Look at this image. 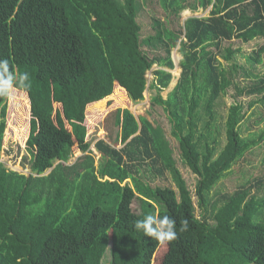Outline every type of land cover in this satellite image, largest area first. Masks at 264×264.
Returning <instances> with one entry per match:
<instances>
[{"label": "trees", "instance_id": "trees-1", "mask_svg": "<svg viewBox=\"0 0 264 264\" xmlns=\"http://www.w3.org/2000/svg\"><path fill=\"white\" fill-rule=\"evenodd\" d=\"M158 2L167 16L210 9L177 29L153 18V32L142 36L137 18L145 0H0V58L32 82L27 91L15 89L28 98L21 166L29 173L0 161V264H102L109 246V264H264V194L251 192L261 178L210 199L232 166L264 142V125L242 137V102L228 107L222 123L216 110L231 86L255 96L247 110L264 106V74L255 72L264 53V0ZM233 39L262 43L244 55L222 47ZM177 46L180 73L163 98ZM237 53L247 66L236 62ZM239 72L248 81L241 86L234 82ZM146 88L155 90L150 103L166 113L181 158L198 178L199 216L161 129L128 107ZM104 100L111 109L103 115L104 139L94 143L96 165L85 122ZM7 109L0 97V148ZM263 120L260 114L256 123ZM148 171L169 172L175 187L151 186ZM146 214L174 219L177 239L160 243L137 231L134 221Z\"/></svg>", "mask_w": 264, "mask_h": 264}, {"label": "rangeland", "instance_id": "rangeland-1", "mask_svg": "<svg viewBox=\"0 0 264 264\" xmlns=\"http://www.w3.org/2000/svg\"><path fill=\"white\" fill-rule=\"evenodd\" d=\"M209 7L207 9L199 8L197 11H191L189 9H184L180 12L179 17L173 15H166L162 6L159 4L158 0H145L144 8L140 11L138 15V22L141 25L142 36L151 34L153 32L152 19H166L168 20V26L173 29L179 28L188 17L199 16L206 17L209 13ZM262 43V40H252L248 43H242L239 40L233 39L232 41L223 42L222 47L230 45L231 48H241L244 55H250L252 51ZM219 60L226 66L228 63L222 60L220 54H217ZM175 68L171 71L173 75L172 83L168 88L161 91V95L165 98L168 92L172 89V85L175 83L179 76L180 68L178 62L181 59V54L178 52V46L172 50L171 53ZM236 62L247 66L245 58L239 53L236 54ZM156 67L153 66L152 69L146 72L147 84L153 80L152 70ZM256 71L260 74H264V53L262 54V62L256 64ZM176 71V72H175ZM234 82L240 86L246 84L247 78L239 72L234 77ZM155 95V90L147 88L144 93V99L139 101L129 102L128 107L132 113L139 117H146L153 127H158L161 129L162 135L164 136L167 144L169 145L172 157L175 160L177 168L180 170L183 179L185 180L187 187L192 193V199L195 205V214L199 216L200 208L198 207L197 198L194 195V188L197 182V176L193 174L190 169L183 162L180 154V149L178 141L171 135V125L168 121L166 113L163 111L162 107L156 104L150 103V98ZM253 95L248 94H237L236 88L233 86L229 87L225 94H223L217 101L216 110L219 115L220 123L224 121L228 107L237 101H240L244 105V110L246 112V117L240 125V133L242 137H247L259 130L261 126L264 125V120L258 124V116L262 114L264 116V106L260 104L254 105L251 109L247 110L248 103L254 98ZM27 95L23 91L14 90L10 97H7V117H6V129L4 132L3 143L0 148V161L9 168L23 173H29L28 169H23L21 166L22 158L27 154L25 148V142L28 137L29 131V120H30V110L27 105ZM106 101L101 102V106L97 111L89 113L91 116L87 118L85 125L87 127L86 139L90 142V149L94 154L96 165L100 162V154L94 146V143L105 136L103 130V115L107 112L108 108L105 104ZM119 105V102L118 104ZM115 105V106H117ZM121 105H123L121 103ZM103 108V110H101ZM88 114V115H89ZM87 115V116H88ZM223 127V125H222ZM221 127V146L225 143V132ZM80 153L75 154L71 157L68 163H72ZM149 174V171L147 172ZM261 178L262 183L258 187L251 186V192L256 194H264V142L260 145L253 147L248 151L245 156L239 159L226 174L212 189L210 196L211 201L216 199L218 195L223 193H231L237 189V187L246 181L249 183H254L256 179ZM144 180L149 181L151 186L164 187L169 186L174 188L175 184L171 178L169 172H165L162 175L149 174L148 177H144ZM129 181V179H128ZM133 210L139 212L138 201L133 202ZM108 247L107 251L104 253L102 258V264H109L110 252Z\"/></svg>", "mask_w": 264, "mask_h": 264}, {"label": "clouds", "instance_id": "clouds-1", "mask_svg": "<svg viewBox=\"0 0 264 264\" xmlns=\"http://www.w3.org/2000/svg\"><path fill=\"white\" fill-rule=\"evenodd\" d=\"M32 87L30 74L27 71L17 73L10 60L0 58V97H10L15 89L29 90ZM134 228L142 231L145 236L151 237L160 243L171 242L177 239L176 221L168 215L156 216L146 214L142 219L134 221ZM188 221L180 222L179 231H188Z\"/></svg>", "mask_w": 264, "mask_h": 264}, {"label": "crops", "instance_id": "crops-1", "mask_svg": "<svg viewBox=\"0 0 264 264\" xmlns=\"http://www.w3.org/2000/svg\"><path fill=\"white\" fill-rule=\"evenodd\" d=\"M156 67V66H155ZM156 68H158V67H156ZM155 68V69H156ZM172 71V70H171ZM152 75H153V72H152ZM154 77V76H153ZM176 81H177V79H176ZM176 81H175V83H176ZM171 83H172V80H171ZM175 83L172 85V88H173V86L175 85ZM170 85V84H169ZM147 89V88H146ZM146 91V90H145ZM145 93V92H144Z\"/></svg>", "mask_w": 264, "mask_h": 264}, {"label": "bare ground", "instance_id": "bare-ground-1", "mask_svg": "<svg viewBox=\"0 0 264 264\" xmlns=\"http://www.w3.org/2000/svg\"><path fill=\"white\" fill-rule=\"evenodd\" d=\"M176 72V71H175Z\"/></svg>", "mask_w": 264, "mask_h": 264}, {"label": "water", "instance_id": "water-1", "mask_svg": "<svg viewBox=\"0 0 264 264\" xmlns=\"http://www.w3.org/2000/svg\"><path fill=\"white\" fill-rule=\"evenodd\" d=\"M176 67V66H175Z\"/></svg>", "mask_w": 264, "mask_h": 264}]
</instances>
